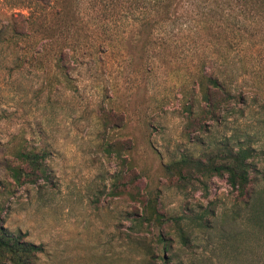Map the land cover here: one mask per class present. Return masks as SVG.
<instances>
[{"label":"rangeland","instance_id":"rangeland-1","mask_svg":"<svg viewBox=\"0 0 264 264\" xmlns=\"http://www.w3.org/2000/svg\"><path fill=\"white\" fill-rule=\"evenodd\" d=\"M20 10V0H0V225L42 246L38 264H147L145 251L161 249L158 234L172 264H264V21L255 36L246 27L245 42L218 23L119 35V6L79 0L68 16H49L54 37L14 46L8 24ZM60 48L69 51L67 79L54 66ZM212 51L228 54L243 100L223 105L218 123L194 120L206 123L200 133L184 107L191 96L200 102V62ZM219 143L252 151L247 204L225 176L204 187L166 170ZM124 144L132 199L119 197ZM19 150H45L48 178L14 184L6 167L19 164ZM151 207L164 221L138 226Z\"/></svg>","mask_w":264,"mask_h":264},{"label":"trees","instance_id":"trees-1","mask_svg":"<svg viewBox=\"0 0 264 264\" xmlns=\"http://www.w3.org/2000/svg\"><path fill=\"white\" fill-rule=\"evenodd\" d=\"M76 1L79 0H20L21 10L11 16L8 24L11 42L15 46L18 41L32 37H54L57 29L53 31L54 29L48 26L49 16L52 14L60 19L68 16L72 3ZM98 1L105 2L112 11L119 6V35L120 29L128 26L136 29L138 35L149 38L162 25L168 23L173 26L171 30H174L177 23L186 26V23L192 22L194 25L190 29H195L196 33L201 31L203 26L215 30L214 26L218 23L224 26L232 25L231 29L235 36H240L243 39L240 41L245 42V32H248L246 27L256 29V24L264 21V0ZM227 28L229 27H224L223 30ZM260 30L261 28L256 29L251 35H257ZM2 33L0 32V35ZM223 42L226 46L229 43L226 40ZM65 50L63 48L57 50L54 66L67 79L72 66L69 63V51ZM228 57L226 52L218 54L212 51L209 56L201 58V70L197 80L201 94L200 102L191 96L189 103L184 107L192 125L197 118L218 123L223 105L243 100L241 94H235L232 90L234 70L229 66ZM194 127L200 133L207 132L205 121L197 122ZM126 147L127 145L124 144L122 149L119 148L117 182L119 180V197L128 196L132 199L133 194L127 189L134 182L132 175L134 166L124 155ZM202 154L201 157L182 154L178 160L167 165L166 170L169 173H176L180 180L185 182L184 184H193L191 182L195 181L204 187V179L211 176H225L227 184L236 193V199L241 204H247L252 198L254 186L249 163L253 157L252 151L248 148L235 150L226 143H219L210 149L207 148ZM14 157L19 164L6 167L14 184L20 186L36 184L39 180L48 178L44 166L48 157L45 150L40 152L19 150ZM117 188L115 186L114 190ZM141 217L138 226L164 221V216L152 207L148 214L145 210ZM23 237L20 232L10 233L0 225V264H38V254L42 253V246L27 242ZM181 238L185 239L183 235ZM155 242L161 246V249L156 247L155 250L147 249L143 254V260H147V264H172V258L164 255L170 248L166 237L158 234Z\"/></svg>","mask_w":264,"mask_h":264}]
</instances>
